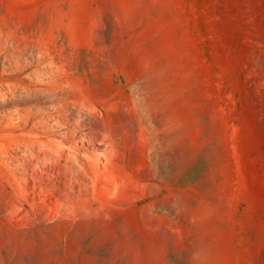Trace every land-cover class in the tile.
Instances as JSON below:
<instances>
[{
  "label": "rangeland",
  "instance_id": "obj_1",
  "mask_svg": "<svg viewBox=\"0 0 264 264\" xmlns=\"http://www.w3.org/2000/svg\"><path fill=\"white\" fill-rule=\"evenodd\" d=\"M0 264H264V0H0Z\"/></svg>",
  "mask_w": 264,
  "mask_h": 264
}]
</instances>
